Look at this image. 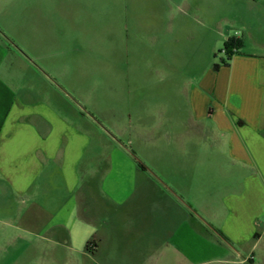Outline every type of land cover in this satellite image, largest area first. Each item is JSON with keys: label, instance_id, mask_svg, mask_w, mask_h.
Returning <instances> with one entry per match:
<instances>
[{"label": "rangeland", "instance_id": "1", "mask_svg": "<svg viewBox=\"0 0 264 264\" xmlns=\"http://www.w3.org/2000/svg\"><path fill=\"white\" fill-rule=\"evenodd\" d=\"M185 1L193 7L186 16ZM63 2L72 3L67 15L74 17L73 34L67 44H52L68 55L41 56L49 46H36L33 37L17 38L15 31L7 44L24 56L16 51L7 58L13 65L4 74L11 95L32 103L34 88L38 90L35 78L40 74L51 79L59 98H68L122 146L124 182L144 175L159 180L178 189L184 210L171 212L162 198L152 200L158 212L154 218L169 216L171 225L159 223L148 230L151 240L141 238L138 229L123 240H109L95 263L88 264H240L245 254L228 239L237 235L228 234L236 220L222 199L240 170L208 143L189 135L190 102L197 79L224 58L226 35H240L239 25L247 19L261 29L258 37L264 48V0ZM62 10L65 7L59 6V15ZM253 48L246 51L252 53ZM138 162L147 168L145 173ZM173 225L183 230L178 245L172 242L177 231ZM10 236V245L0 247L3 264H87L67 246L40 243L33 236L19 240L13 230ZM257 255L244 263L264 264Z\"/></svg>", "mask_w": 264, "mask_h": 264}, {"label": "crops", "instance_id": "2", "mask_svg": "<svg viewBox=\"0 0 264 264\" xmlns=\"http://www.w3.org/2000/svg\"><path fill=\"white\" fill-rule=\"evenodd\" d=\"M63 1L0 0V247L10 245L13 230L19 240L33 236L40 243L67 246L88 264L109 240H123L137 229L148 240V230L170 226L169 216L154 218L158 212L152 200L162 198L171 212L184 210L178 189L159 180L144 175L124 182L122 146L68 98H59L51 79L35 72L38 90L34 88L32 103L11 95L4 74L13 66L7 58L20 51L7 44L15 31L17 38L33 37L36 46H49L41 56L68 55L52 44L67 42L73 34L74 17L67 15L72 3ZM183 3L186 16L193 7ZM59 6L65 7L61 15ZM239 28L240 35L225 37V42H242L228 65L215 72L212 63L197 79L189 135L208 143L240 170L222 199L236 220L228 234L237 235L228 239L243 250L245 258L238 262L245 264L256 253L264 258V48L255 22L247 19ZM248 46L256 49L248 53ZM182 222L183 228L184 218ZM174 226L172 242L178 245L183 230Z\"/></svg>", "mask_w": 264, "mask_h": 264}, {"label": "trees", "instance_id": "3", "mask_svg": "<svg viewBox=\"0 0 264 264\" xmlns=\"http://www.w3.org/2000/svg\"><path fill=\"white\" fill-rule=\"evenodd\" d=\"M242 47V42L239 39L236 38H230L228 39L223 46L222 53L224 54V58L220 59V63L213 64V71L217 72L221 66H227L228 61H230L231 57ZM139 163V168L142 171H146L147 168L140 162Z\"/></svg>", "mask_w": 264, "mask_h": 264}]
</instances>
